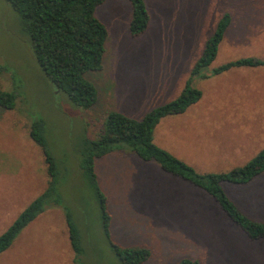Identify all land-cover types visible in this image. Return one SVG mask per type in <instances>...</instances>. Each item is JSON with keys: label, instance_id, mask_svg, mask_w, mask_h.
Segmentation results:
<instances>
[{"label": "rangeland", "instance_id": "374dc122", "mask_svg": "<svg viewBox=\"0 0 264 264\" xmlns=\"http://www.w3.org/2000/svg\"><path fill=\"white\" fill-rule=\"evenodd\" d=\"M149 21L127 32L129 6L106 0L95 10L105 26L102 67L84 78L96 91L88 110L72 105L37 66L17 14L0 0V90L16 96L0 109V233L46 186L43 155L28 136L32 119L45 126L48 149L67 172L58 192L76 226V264H119L101 229L97 205L76 169L77 141L95 139L109 111L139 120L174 99L222 14L229 24L203 77L191 79L200 99L161 119L153 143L197 173L244 165L264 148V66L212 69L240 58H264V0H144ZM98 188L110 216L111 240L144 247L142 264H264V241L250 242L201 190L126 150L95 160ZM250 220L264 224V171L245 185L221 184ZM63 211L46 207L0 254V264H73Z\"/></svg>", "mask_w": 264, "mask_h": 264}, {"label": "trees", "instance_id": "16d2710c", "mask_svg": "<svg viewBox=\"0 0 264 264\" xmlns=\"http://www.w3.org/2000/svg\"><path fill=\"white\" fill-rule=\"evenodd\" d=\"M17 14L19 26L37 66L62 92L68 101L81 110L90 109L96 102L93 85L84 78L87 72H97L102 67L104 44L107 38L105 26L95 16L96 8L106 0H4ZM129 6L127 32L130 36L141 35L149 16L144 0H124ZM229 15L222 14L212 34L192 65L189 76L179 94L171 101L157 106L139 120L109 111L104 116L96 138H79L76 169L79 178L90 190L98 213L103 236L119 264H142L150 257L144 247H126L114 243L109 235L110 216L105 199L98 188L94 170L95 160L115 150H126L142 161H153L165 174L177 177L201 190L219 207L223 215L248 241H264V224L247 218L224 194L221 184L245 185L264 171V148L244 165L225 172L197 173L192 167L175 158L152 141V133L158 122L166 117L183 113L201 97L191 79L203 77L215 58L217 47L229 24ZM264 58H240L212 69L217 75L231 68L261 67ZM16 96L13 92L0 90V109L12 110ZM28 136L43 155L48 181L45 188L32 199L16 218L0 233V254L7 250L15 237L46 207H58L63 211L67 228L69 248L76 264L82 252L78 230L66 207L61 203L58 187L67 170L59 168L52 157L45 139V126L40 118L32 119ZM175 264H196L188 258H180Z\"/></svg>", "mask_w": 264, "mask_h": 264}, {"label": "crops", "instance_id": "0c3cea01", "mask_svg": "<svg viewBox=\"0 0 264 264\" xmlns=\"http://www.w3.org/2000/svg\"><path fill=\"white\" fill-rule=\"evenodd\" d=\"M30 223H31V222H30ZM30 223H29V224H30ZM29 224H28V225H29ZM64 224H65V221H64ZM65 231H66V235H67V228H66V224H65Z\"/></svg>", "mask_w": 264, "mask_h": 264}]
</instances>
